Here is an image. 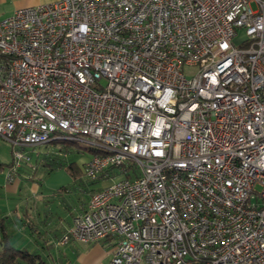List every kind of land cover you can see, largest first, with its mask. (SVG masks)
Wrapping results in <instances>:
<instances>
[{
  "label": "built area",
  "instance_id": "built-area-1",
  "mask_svg": "<svg viewBox=\"0 0 264 264\" xmlns=\"http://www.w3.org/2000/svg\"><path fill=\"white\" fill-rule=\"evenodd\" d=\"M0 139L12 169L54 139L99 150L83 174L105 185L58 245L105 242L101 264H264V0L17 8L0 17Z\"/></svg>",
  "mask_w": 264,
  "mask_h": 264
},
{
  "label": "rangeland",
  "instance_id": "rangeland-1",
  "mask_svg": "<svg viewBox=\"0 0 264 264\" xmlns=\"http://www.w3.org/2000/svg\"><path fill=\"white\" fill-rule=\"evenodd\" d=\"M244 38L243 30L235 37L236 44H240ZM14 147L16 146L12 143L0 139V162L9 163L12 160ZM90 148L96 147L86 141L67 143L61 139L24 147L30 159L23 161L22 165L16 169L5 167L0 171V210L3 209L9 213L8 220L5 222L7 231L12 234L15 245L41 253L43 249L44 256L49 253L51 259L45 258L50 264H73L77 261L78 255L83 252L91 251L96 254V244L79 242L76 244L77 249H66V244L58 245L56 238L51 243H39L40 229L37 228L33 230L35 238L30 237V240L22 244L18 241L21 233L19 229L25 228L27 234L32 231L29 224L36 226L47 220L46 218L61 217L65 221H72L73 215L86 204L90 194L105 185V181H95L83 174L85 162L94 154ZM119 179L120 176H116L107 180L106 184L114 183ZM7 183L16 190L15 193L8 192L5 186ZM26 208L29 210L28 213ZM34 210L39 211L40 215L37 213L34 215ZM0 214L3 215L1 211ZM1 235L0 230V237ZM56 236L60 238L61 232ZM42 245L46 248H42ZM97 247L104 249L107 254L112 251L110 247L102 245Z\"/></svg>",
  "mask_w": 264,
  "mask_h": 264
},
{
  "label": "crops",
  "instance_id": "crops-1",
  "mask_svg": "<svg viewBox=\"0 0 264 264\" xmlns=\"http://www.w3.org/2000/svg\"><path fill=\"white\" fill-rule=\"evenodd\" d=\"M55 1H57V0H0V17H4V16L12 14L17 8L28 7V6H38V5L51 3V2H55ZM5 186H6V188H8L9 193H15L16 192V190H14L13 187H11V184L9 185L7 183ZM34 192H36V191H34ZM86 204H87V202H86ZM86 204L82 205V208L79 207V208H81V210L77 211L76 213L82 211L85 208ZM0 211L3 214L2 216H7L6 220H8V217H9L8 211H5L3 209ZM26 212L27 213L29 212V210L27 208H26ZM36 213H37V215H40L39 211L36 212L34 210V215H36ZM46 219L47 220L41 222L40 224H36V226H33V225L30 226L32 228V231L27 233V234L25 233L26 232L25 228L19 229V231H21V233H20V237H19L18 241L22 244H25L28 240H30L29 239L30 237L35 238L34 237L35 234L33 233V230H35L34 228H37V229H40L39 234H38V239L40 238L39 243L54 242L56 235H58L59 232H62L64 229H66V227L68 225H70V223H71V221L70 222L65 221L61 217L59 219H48V218H46ZM36 243H38L37 239H36ZM78 243L79 242L67 243L65 245V248L66 249H68V248L69 249H77L76 244H78ZM87 244H90V245L96 244L95 245V248L97 249L96 254H93L91 251L83 252L80 255H78L77 261L74 262L73 264H101L103 262H109L112 253L110 252L109 254H107L106 252H104L105 251L104 249H101V247H100V249H101L100 250L99 247H97V245H102L103 247H109L105 242H94V243H87ZM41 251L43 252L42 254H44L43 249H41ZM66 256L67 255L65 253V257ZM46 258L51 259V256L49 253L46 256Z\"/></svg>",
  "mask_w": 264,
  "mask_h": 264
},
{
  "label": "trees",
  "instance_id": "trees-1",
  "mask_svg": "<svg viewBox=\"0 0 264 264\" xmlns=\"http://www.w3.org/2000/svg\"><path fill=\"white\" fill-rule=\"evenodd\" d=\"M63 141H67V143L72 142L68 140H63ZM90 149L94 151V154L99 151L97 148H90ZM11 166H12L11 161L9 163L0 162V171L5 167L10 168ZM106 174L107 171L100 176L99 180H95V181H101V179H104L106 177ZM6 218L7 216H2L0 214V230L2 232V235L0 237V264H50L46 260L45 258L46 256L42 254L43 252L41 253L39 251H33L27 247H19L15 245V243L12 240V234H10L6 229L5 226ZM29 225L32 226L31 224ZM64 231L65 229L61 232V234H63ZM60 238L56 236L55 241L57 242ZM43 247L46 248V246H42V248Z\"/></svg>",
  "mask_w": 264,
  "mask_h": 264
}]
</instances>
